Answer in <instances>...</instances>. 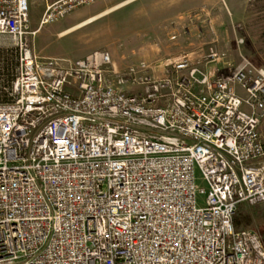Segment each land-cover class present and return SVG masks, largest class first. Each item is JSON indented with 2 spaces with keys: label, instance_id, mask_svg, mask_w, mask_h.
<instances>
[{
  "label": "built area",
  "instance_id": "obj_1",
  "mask_svg": "<svg viewBox=\"0 0 264 264\" xmlns=\"http://www.w3.org/2000/svg\"><path fill=\"white\" fill-rule=\"evenodd\" d=\"M93 1L48 3L40 24ZM33 34L29 0H0L18 48L0 93V264H264L262 234L234 222L264 201V67L222 75L210 51L119 71L104 51L40 57Z\"/></svg>",
  "mask_w": 264,
  "mask_h": 264
},
{
  "label": "rangeland",
  "instance_id": "obj_2",
  "mask_svg": "<svg viewBox=\"0 0 264 264\" xmlns=\"http://www.w3.org/2000/svg\"><path fill=\"white\" fill-rule=\"evenodd\" d=\"M54 1L29 0V30L35 32L30 39L40 57L67 62L98 50L109 53L111 68L127 71L180 52L203 57L214 51L222 75L244 59L264 67V0H133L64 35L59 33L124 0L78 5L41 25L47 4ZM17 53L14 40L0 35V90L11 77ZM260 130L264 134V121ZM234 217L236 227L264 233V201L243 205Z\"/></svg>",
  "mask_w": 264,
  "mask_h": 264
},
{
  "label": "bare ground",
  "instance_id": "obj_3",
  "mask_svg": "<svg viewBox=\"0 0 264 264\" xmlns=\"http://www.w3.org/2000/svg\"><path fill=\"white\" fill-rule=\"evenodd\" d=\"M130 1H133V0H124V1H122V2H120V3H118V4H116V5L112 6L111 8H108V9L102 11L101 13H99V14H97V15H94V16H92V17H90V18H88L87 20H84V21H82V22H79V23H77V24L71 26V27H68L67 29H65V30H63L62 32H60L59 35H64V34L70 32V31H72V30H74V29H76V28L82 26L83 24H85V23H87V22H90L91 20H93V19H95V18H97V17H99V16H101V15H104V14H106V13H108V12H110V11H112V10L118 8V7H120L121 5L130 2Z\"/></svg>",
  "mask_w": 264,
  "mask_h": 264
},
{
  "label": "trees",
  "instance_id": "obj_4",
  "mask_svg": "<svg viewBox=\"0 0 264 264\" xmlns=\"http://www.w3.org/2000/svg\"><path fill=\"white\" fill-rule=\"evenodd\" d=\"M0 93H1V90H0ZM234 222H235L236 224L239 223V219H238V217H234Z\"/></svg>",
  "mask_w": 264,
  "mask_h": 264
},
{
  "label": "water",
  "instance_id": "obj_5",
  "mask_svg": "<svg viewBox=\"0 0 264 264\" xmlns=\"http://www.w3.org/2000/svg\"><path fill=\"white\" fill-rule=\"evenodd\" d=\"M262 237H263V239H264V233H262Z\"/></svg>",
  "mask_w": 264,
  "mask_h": 264
}]
</instances>
